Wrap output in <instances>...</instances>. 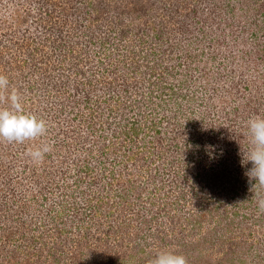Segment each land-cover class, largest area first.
I'll return each instance as SVG.
<instances>
[{
	"label": "rangeland",
	"instance_id": "374dc122",
	"mask_svg": "<svg viewBox=\"0 0 264 264\" xmlns=\"http://www.w3.org/2000/svg\"><path fill=\"white\" fill-rule=\"evenodd\" d=\"M0 73L48 126L0 141V264H264V0H0Z\"/></svg>",
	"mask_w": 264,
	"mask_h": 264
},
{
	"label": "clouds",
	"instance_id": "9594fccd",
	"mask_svg": "<svg viewBox=\"0 0 264 264\" xmlns=\"http://www.w3.org/2000/svg\"><path fill=\"white\" fill-rule=\"evenodd\" d=\"M250 147L242 163H251L246 175L264 187V117L253 116L246 121ZM47 122L35 114L25 112L20 90L10 84L7 75L0 73V141L24 144L26 141L42 138L47 134ZM52 145L47 142L29 147L25 155L35 164L43 162ZM258 207L264 212V198L258 200ZM147 264H188L182 254L172 250H158Z\"/></svg>",
	"mask_w": 264,
	"mask_h": 264
}]
</instances>
